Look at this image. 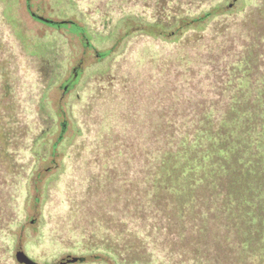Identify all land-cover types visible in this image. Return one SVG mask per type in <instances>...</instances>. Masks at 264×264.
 <instances>
[{
	"label": "trees",
	"instance_id": "1",
	"mask_svg": "<svg viewBox=\"0 0 264 264\" xmlns=\"http://www.w3.org/2000/svg\"><path fill=\"white\" fill-rule=\"evenodd\" d=\"M121 1L113 13L139 6ZM149 3L155 20L125 15L118 21L125 24L123 36L102 58L112 61L122 42L144 38L161 45L159 62L153 55L144 59L140 72L146 75L136 90L124 80L127 108L111 111L108 125L96 124L88 157H82L86 140L77 155L67 153L72 140L63 122L50 154L63 161L50 162L56 172L50 169L44 179L46 169H36L48 132L35 139L24 191L33 187L39 194L46 180L45 196L35 197L44 203L68 161L83 171L77 197H68V217L56 229L59 251L82 255V264H264V6L247 13L238 0ZM55 66L41 63L40 80L53 76ZM12 75L5 70L0 89L3 186L17 181L19 164L11 154L18 133L10 118L17 111L4 105L14 100L11 86L22 78L17 68ZM73 131L74 138L83 135L81 127ZM12 224L0 221L3 240L13 238ZM66 226L67 233L57 231ZM3 251L0 264H17Z\"/></svg>",
	"mask_w": 264,
	"mask_h": 264
},
{
	"label": "rangeland",
	"instance_id": "2",
	"mask_svg": "<svg viewBox=\"0 0 264 264\" xmlns=\"http://www.w3.org/2000/svg\"><path fill=\"white\" fill-rule=\"evenodd\" d=\"M137 1L138 7L131 5L133 7H127L123 12L116 9L113 13L115 7L122 6L121 0H0V89L5 70L10 72L12 79L16 68L22 76L18 83L11 82L13 91L10 96H16L14 100L4 102L5 107L17 111V115L11 113L13 117L10 118L18 133V138L14 140L17 150L14 147V153H11L19 163L16 164L15 172L17 181L5 186L0 181V221L10 225L13 223L8 233L13 237L10 241L3 240L4 235L0 233V254L7 248L8 254L17 264H20L16 257L18 248H22L37 264H56L68 256H82L59 251L56 229L68 217L70 205L73 204L68 203V197H77L73 194L79 191L83 171H78L77 164L74 166L68 161L60 181L49 190L47 201L35 203L36 196H45L42 185L46 180L39 194L33 187H27L29 192L24 191L26 178L33 167L30 151L32 142L47 131L40 146L43 160H40L36 170L43 172L46 169L44 179H48L56 172L54 168H48V164L53 161L62 164L63 161L62 155L57 158L50 155L52 145L63 133V122L69 125L65 138L72 140V145L66 149L67 153L77 155V146L86 140L82 157H88L90 149L87 148L95 139L96 124L108 125L111 111L120 105V108H127L122 102V83L130 79L134 83L131 88L136 90V81L146 75L140 72L145 66L144 59L153 55L157 58L155 62H159L161 54L158 47L161 45L144 38L133 39L126 46L121 43L117 51H123L112 61L102 56L123 36L125 24H118V21L125 15L139 13L145 21L155 20L150 0ZM237 6H244V10L250 13L263 7L264 0H238ZM32 12L39 18L33 17ZM74 24L84 29L85 34L73 32ZM48 62L56 64L51 72L55 73L53 76L47 74L45 80H40V64L46 65ZM79 64L82 65L80 74L72 81L73 71ZM68 81L71 86L65 97H62ZM47 87L45 110L42 111L39 102ZM132 92L135 91L132 89ZM134 100L136 104L133 105L141 109L139 98ZM74 125L82 128L81 137L74 138ZM86 133L89 137H85ZM50 169L53 172L49 173ZM75 182L76 186L72 190L71 184L74 186ZM27 194L32 195L30 200ZM67 228L57 231L67 233Z\"/></svg>",
	"mask_w": 264,
	"mask_h": 264
},
{
	"label": "water",
	"instance_id": "3",
	"mask_svg": "<svg viewBox=\"0 0 264 264\" xmlns=\"http://www.w3.org/2000/svg\"><path fill=\"white\" fill-rule=\"evenodd\" d=\"M17 260L20 264H37L34 261H32L23 251L22 248H18L17 254H16ZM83 258H77L73 256H68L56 264H76L78 262H82Z\"/></svg>",
	"mask_w": 264,
	"mask_h": 264
},
{
	"label": "flooded vegetation",
	"instance_id": "4",
	"mask_svg": "<svg viewBox=\"0 0 264 264\" xmlns=\"http://www.w3.org/2000/svg\"><path fill=\"white\" fill-rule=\"evenodd\" d=\"M31 15L33 16V17H35V18H39L38 16L39 15H37L36 13H31ZM76 29H78L77 31H79V29H80V31H79V33L80 34H85V31H84V29L82 30L81 28H79L78 26H77V28ZM82 30V31H81ZM78 32H77V34H79ZM86 39H87V37H86ZM87 44H89V41H88V39H87ZM82 65L81 64H79L78 65V68L77 69H75L74 71H73V76H72V81L73 80H76V78L78 77V75L80 74V71H81V69H82V67H81ZM71 86V83H70V81H68V83H66V85H65V87H64V89H65V93L63 94V96L62 97H65V95H66V92L69 90V87ZM35 222V220H33V223Z\"/></svg>",
	"mask_w": 264,
	"mask_h": 264
}]
</instances>
